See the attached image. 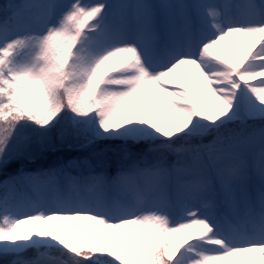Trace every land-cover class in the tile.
I'll list each match as a JSON object with an SVG mask.
<instances>
[{
    "label": "snow or ice",
    "instance_id": "1",
    "mask_svg": "<svg viewBox=\"0 0 264 264\" xmlns=\"http://www.w3.org/2000/svg\"><path fill=\"white\" fill-rule=\"evenodd\" d=\"M0 175V264H264V0H5Z\"/></svg>",
    "mask_w": 264,
    "mask_h": 264
},
{
    "label": "rangeland",
    "instance_id": "2",
    "mask_svg": "<svg viewBox=\"0 0 264 264\" xmlns=\"http://www.w3.org/2000/svg\"><path fill=\"white\" fill-rule=\"evenodd\" d=\"M109 2H115V0H109ZM245 2V0H232V3L234 4H243ZM249 123H252V121H249ZM257 124H259V121L256 122ZM255 151H259V145L256 144L254 146ZM87 155L86 153H82L79 151H73L69 154H65L64 156V160L65 162H67L68 159H72L75 157H80L81 159H83V157ZM53 164H55V162L53 161ZM93 166H95V161H92ZM70 172H75V173H84L87 172L86 171V166L81 164L79 165V167H72L68 169ZM24 171L26 173H37L39 170L38 169H25ZM96 171H100L99 168L96 169ZM16 173V171L14 172V174ZM13 174V175H14ZM109 175H114L115 174V169H110L108 172ZM64 176V175H63ZM4 179H6V177L1 178L0 181H3ZM59 177L57 179V184L55 186L53 185H49L47 183V178L45 177L44 179H37L33 182H28L25 180H21L19 182H17V184L14 187L13 192L11 193L12 196V200L11 203L14 206H18L22 211L26 210L24 209V204L29 201V200H36V199H47V200H51L56 198L57 196H65L69 194L70 188H69V183L68 180L65 179L63 186H61V184L59 183ZM87 190L85 192L83 191H79V187L77 185L76 189H71L72 194H76L77 192L79 193V195L81 196H85V197H94L97 195V193L93 190H89V188L86 186ZM109 193H111L113 196L117 195L114 192H107L105 193V195H107L108 197H112L111 195H108ZM3 194V189L0 188V195Z\"/></svg>",
    "mask_w": 264,
    "mask_h": 264
},
{
    "label": "trees",
    "instance_id": "3",
    "mask_svg": "<svg viewBox=\"0 0 264 264\" xmlns=\"http://www.w3.org/2000/svg\"><path fill=\"white\" fill-rule=\"evenodd\" d=\"M13 3H16V4H22V3H27V2H33V0H12ZM5 3V0H0V4H3ZM65 154H69V153H65ZM55 166V164H53V160H49L47 162H42V163H28L24 166L25 169H38L40 170L41 168H50V167H53ZM19 166L18 165H13L12 168L9 169V173L10 174H14V172L17 170ZM83 173V172H82ZM82 173L80 174H72V173H68L70 176L72 177H79L82 175ZM83 174H86V173H83ZM5 176L3 175H0V179L1 178H4ZM41 178H44V177H41ZM64 178L61 179V182L63 181ZM83 184H81V187H82Z\"/></svg>",
    "mask_w": 264,
    "mask_h": 264
},
{
    "label": "bare ground",
    "instance_id": "4",
    "mask_svg": "<svg viewBox=\"0 0 264 264\" xmlns=\"http://www.w3.org/2000/svg\"><path fill=\"white\" fill-rule=\"evenodd\" d=\"M218 2H220V0H218ZM238 38L241 39V40L244 39L243 37H238ZM222 47L225 49V51L227 50V48H228V43H227V41L222 42Z\"/></svg>",
    "mask_w": 264,
    "mask_h": 264
}]
</instances>
